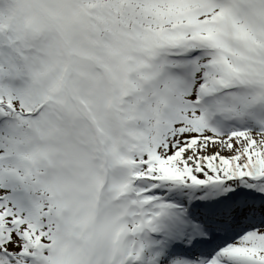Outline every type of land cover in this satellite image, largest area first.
Wrapping results in <instances>:
<instances>
[{
    "label": "snow or ice",
    "instance_id": "obj_1",
    "mask_svg": "<svg viewBox=\"0 0 264 264\" xmlns=\"http://www.w3.org/2000/svg\"><path fill=\"white\" fill-rule=\"evenodd\" d=\"M0 264H264V0H0Z\"/></svg>",
    "mask_w": 264,
    "mask_h": 264
}]
</instances>
